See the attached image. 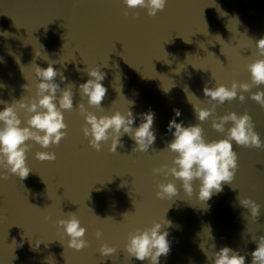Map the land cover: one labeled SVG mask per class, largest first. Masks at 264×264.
Instances as JSON below:
<instances>
[{"label": "water", "instance_id": "water-1", "mask_svg": "<svg viewBox=\"0 0 264 264\" xmlns=\"http://www.w3.org/2000/svg\"><path fill=\"white\" fill-rule=\"evenodd\" d=\"M179 35L190 37L192 43ZM260 38H264V0H168L155 17L146 9H127L123 0H0V84L4 85L0 100L11 104L22 97L34 98L40 82L35 67L47 68L49 63L67 77L62 82L58 76L56 82L62 89L73 84L74 94L73 110L64 112L67 138L49 149L30 141L28 178L21 181L11 174L0 178V264H149L124 250L128 233L151 227L169 205L167 219L173 226L164 230L169 232L171 251L160 264H212L205 252L213 254L225 246L245 255L246 264H251V252L257 247L253 238L264 236V148L233 142L239 164L236 177L207 202L198 199L199 181L194 182L191 197L176 180L179 195L173 201L158 199V183L174 178L166 180L152 170L165 163L172 166L176 154L166 147L174 139L168 131L173 118L185 126L200 123L209 142L225 138L226 133L212 127L211 117L196 119L194 105L212 107L204 96L206 84L230 88L233 81L251 82L247 65L264 58L256 55L255 42ZM105 63L109 66L101 71L107 73L103 83L108 92L97 109L81 99L79 84L90 77L77 69ZM261 90L264 85L252 92ZM187 92L194 94L188 93L191 102ZM242 94L243 103L238 97L226 101L213 115L247 112L264 141V107L250 98V92ZM80 103L98 116L126 114L130 108L136 116L134 127L141 122L140 114L151 109L157 139L148 152H133L135 142L124 135L116 153L109 151L111 140L97 152L83 134L86 121ZM5 106L0 103V110ZM175 109L180 110L179 117ZM20 117L26 125L23 111ZM39 151L55 152L57 159L40 161ZM239 196L261 205L257 219L240 205ZM67 213H76L87 229L90 247L82 251L67 247L69 238L55 223L67 219ZM49 216L51 220L46 219ZM98 230L103 232L100 240ZM37 240L45 243L37 247ZM103 243L118 252L104 259L98 251Z\"/></svg>", "mask_w": 264, "mask_h": 264}, {"label": "clouds", "instance_id": "clouds-1", "mask_svg": "<svg viewBox=\"0 0 264 264\" xmlns=\"http://www.w3.org/2000/svg\"><path fill=\"white\" fill-rule=\"evenodd\" d=\"M123 3L127 9H146L148 16L155 17L165 9L168 0H123ZM124 15L127 17L129 12L126 10ZM138 15L137 12L136 16ZM181 37L186 43H192L190 37L187 39ZM220 40H222L221 37ZM170 41L171 38L165 42ZM255 43L258 49L256 55L264 57V38H260ZM165 54L167 55L166 52ZM36 56H40L37 51ZM53 64L49 63L47 68L35 67V75L40 82L36 85V96L30 101L25 100L24 97L13 100L11 104L0 100V103L6 105L3 110H0V169L4 170L0 173L2 179H8L9 174L17 176L21 181L28 178L32 172V169L27 165V153L32 147L30 141L39 144L44 149H49L54 144L59 146L62 139L67 138L68 124L65 122L64 112L74 108L73 84L70 83L67 88L62 89L56 79L59 76L63 82L67 80V77ZM108 66V63H105L98 64L90 70L88 68L77 69V71L86 72L90 77L87 82L79 84L81 99L86 98L88 105L97 109L102 108V102L108 92V88L103 83L107 73L101 71L102 68ZM193 67L195 66L193 65ZM153 68L155 71L154 64ZM247 69L251 73L250 83L233 81L230 88L224 84H218L215 87H209L206 84L203 88L204 96L212 107L202 108L200 105L193 104L196 119L203 122L211 117L212 127L218 132L226 133L225 138L209 142L204 136V129L200 123L185 126L183 121L178 123L175 118L169 122L168 131L172 133L174 139L167 144L166 148L176 155L172 159V166L165 163L160 167L153 168L152 171L156 175L163 174L166 180L168 177L174 179L168 180L166 183H158V191L155 194L158 199L173 201L179 195L180 190L175 183L176 180L182 181L183 191L188 197H191L195 191L194 182L199 181L198 199L207 202L214 193L218 194L223 191L224 183L232 184L236 177L239 164L233 142L247 148H264V141L255 131L253 118L247 112L243 115H238L236 112H230L223 116L213 115L217 105H223L226 101H232L238 97L239 101L243 103L246 99L242 94L244 92H250V98L264 107V90L252 92L254 87L264 85V58L249 63ZM204 70L207 71V69ZM212 78L215 79L213 73ZM208 83L210 84L211 81ZM0 87H4V85L0 84ZM188 93L191 92H187V95ZM191 95L194 96L192 93ZM188 100L191 102L189 95ZM21 111L27 116L26 125L20 117ZM79 111L86 121L82 129L83 134L88 139L90 147L97 152L102 150V145L111 140L109 151L116 153L117 148L123 146L121 138L124 135L135 142L133 152H148L157 139L154 130L155 112L151 109L140 114L141 122L138 127H134L136 116L130 108L126 114L116 111L113 115L98 116L89 111L84 103H80ZM174 111L176 117L181 115L179 109ZM229 122H231V127L226 128ZM36 158L40 161H55L57 156L55 152L39 151L36 153ZM89 193L88 199H90ZM238 200L243 208L250 210L253 219L260 216L261 205L253 199L239 196ZM133 203L135 205L134 201ZM32 206L37 207L36 205ZM170 207L171 205L166 209L163 218L154 221L151 227L137 228L134 232L128 233L124 250L130 257L139 261H148L149 264H160V258L169 255L171 242L168 239L169 232L164 229L173 226L172 221L167 219V211ZM128 214L124 213V217ZM66 215L67 219H59L55 223L58 230H62V234L69 238L67 247L76 251L90 247V242L85 239L87 229L81 226V221L76 213H67ZM97 218L99 217L97 216ZM46 219L51 220L52 218L49 216ZM109 219L112 217L101 220ZM95 235L100 240L103 237V232L98 230ZM253 241L257 247L251 252V264H264V236H260L258 239L253 238ZM41 243L45 242L37 240L36 246L38 247ZM201 248L203 249L202 246ZM98 251L105 259L116 254L118 249L108 243H103ZM205 255L212 264H246L245 255H241L238 251L227 246L213 254L205 252Z\"/></svg>", "mask_w": 264, "mask_h": 264}]
</instances>
